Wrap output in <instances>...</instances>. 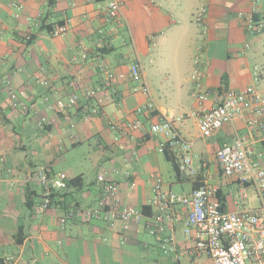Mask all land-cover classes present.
I'll return each instance as SVG.
<instances>
[{
  "label": "crops",
  "instance_id": "crops-1",
  "mask_svg": "<svg viewBox=\"0 0 264 264\" xmlns=\"http://www.w3.org/2000/svg\"><path fill=\"white\" fill-rule=\"evenodd\" d=\"M118 1L121 13L112 19L110 0H0V264H143L137 247L150 258L155 249L163 254L160 236L148 233L146 220L124 231L121 223L112 227L83 215L99 204L100 174L120 187L123 206L143 212L149 208L146 216L154 214L156 177L180 195L197 186L218 187L225 212L260 207L255 189L240 201L238 179L223 173L216 154L240 135L257 157L264 151L263 133L247 117L224 125L210 138L202 137L198 127L204 111L225 90L254 84L264 94V31L247 38L238 17L239 11H252V0ZM13 4L23 5L19 19ZM202 8L206 14L200 26L196 14ZM258 17L264 22V2ZM62 25L68 27L65 36L55 38L47 29ZM247 40L252 49L242 54ZM136 62L142 64L156 102L154 114H137L147 98L134 91L130 78ZM102 66L118 76L110 87H104ZM196 72L201 88L193 78ZM7 82L27 104L26 112L12 108ZM97 89L89 96V90ZM205 90L213 95L200 103L198 93ZM71 96L78 99L74 108H54L57 100ZM164 119L174 120L179 134L191 142L195 177H178L166 156L168 151L179 165L177 153L160 151L166 140L151 126ZM136 120L143 126L130 132ZM45 135L47 142L40 139ZM76 151L89 154L84 157L91 169L59 168ZM40 166L66 173L70 181L82 179L81 187L56 193L45 213L38 212L43 199ZM70 214L63 226L61 220ZM174 231L180 251L166 260L191 264L183 249L184 216L174 223ZM200 264L213 262L202 256Z\"/></svg>",
  "mask_w": 264,
  "mask_h": 264
},
{
  "label": "built area",
  "instance_id": "built-area-1",
  "mask_svg": "<svg viewBox=\"0 0 264 264\" xmlns=\"http://www.w3.org/2000/svg\"><path fill=\"white\" fill-rule=\"evenodd\" d=\"M264 0H252V11L247 14L238 12L244 33L247 38L260 35L264 31V22L258 18L261 4ZM16 18H21L22 4H13ZM121 6L118 0H110L108 14L112 19H118ZM206 9L202 8L196 14L197 23L202 26L205 21ZM67 25L53 30V37L65 36ZM30 39V38H28ZM252 49V43L247 40L242 54ZM2 58L0 57V60ZM258 68H256L257 70ZM104 87H110L118 76L102 66ZM130 78L136 85L134 91L143 94L147 101L137 109V114H154L157 105L151 89L144 75V68L140 62L130 67ZM201 88L200 75L193 76ZM37 79L42 85L47 81L40 76ZM10 103L13 109L26 112L27 104L22 101L10 82ZM97 90H89V96H95ZM210 90L200 91L198 101L203 103L212 97ZM77 97L71 96L67 100L59 99L55 109L66 111L74 108ZM189 115L181 116L178 121ZM247 117L248 124L257 128L264 135V94L253 84L242 89H227L223 92L217 104L204 111L199 119L200 135L210 138L224 125ZM175 121L164 119L151 126L154 134L163 136L166 140L160 151L176 152L179 157V172L185 178H193L198 174L194 165L192 144L182 137L175 128ZM142 122L136 120L129 128L130 132L141 129ZM217 160L223 173L228 177H236L241 185L240 201L247 199L249 187L255 189L260 207L257 210L240 212H225L219 201V188L203 185L189 195L176 194L165 188L160 177L155 178L153 199L151 206L153 216H146L144 212L133 206L122 205L120 187L100 174L98 181L102 185V195L97 207L83 211L88 219L96 218L110 226L121 223L124 231H129L133 224H141L146 220V229L152 236H160V249L165 256L178 255L180 241L174 231V223L184 216V239L187 246L183 249L190 257L191 264H200L202 256H207L213 264H264V151L254 157L246 146V139L237 135L233 142L222 145L217 151ZM37 178L43 190V199L38 206L39 213H45L53 205V196L58 192L68 190L70 179L66 173L53 172L48 166L37 168ZM134 187L135 184H132ZM61 220L62 225L67 219ZM6 261H10L7 259Z\"/></svg>",
  "mask_w": 264,
  "mask_h": 264
},
{
  "label": "rangeland",
  "instance_id": "rangeland-1",
  "mask_svg": "<svg viewBox=\"0 0 264 264\" xmlns=\"http://www.w3.org/2000/svg\"><path fill=\"white\" fill-rule=\"evenodd\" d=\"M42 141H45L47 142L48 141V137L45 135V136H41L40 138ZM87 148L86 149H83V150H80V152H86ZM89 156L88 153H86V155H82V154H79L77 151L76 152H73L72 154H70L67 158H66V161H64L63 164H60L59 168L62 167L63 168H68L69 166H79V167H82L84 169H91L92 165L91 162L88 163L87 160H86V157L84 156ZM94 161H95V158H94ZM100 166H96V168L94 170H99ZM56 169V167H55ZM253 189L254 188H250L248 190V193L249 194H252L253 193ZM145 239L149 240V237L148 236H145ZM136 253H138L139 255L142 256V259H143V264H172L171 261H167L165 255L161 254V252L158 250V249H155L153 251H151L150 253H152L153 257L150 258L148 256V252L146 250H144L143 248L141 247H137L135 250H134ZM137 254V255H138ZM153 259H156L157 262H153ZM183 264H187L185 261H183Z\"/></svg>",
  "mask_w": 264,
  "mask_h": 264
},
{
  "label": "trees",
  "instance_id": "trees-1",
  "mask_svg": "<svg viewBox=\"0 0 264 264\" xmlns=\"http://www.w3.org/2000/svg\"><path fill=\"white\" fill-rule=\"evenodd\" d=\"M259 18V17H258ZM51 33L53 32V30H51V28H47ZM166 156L168 157V159L174 164V168H175V171L177 173V176L180 177V173H179V165L176 164V160L174 158V156L172 154H170L168 151L166 152ZM82 186V179L79 177V178H76V179H73L70 181V184H69V187H81ZM200 187H196V189H198ZM55 195L53 196V199H54ZM148 209L149 208H145L144 209V212L145 213H148Z\"/></svg>",
  "mask_w": 264,
  "mask_h": 264
}]
</instances>
